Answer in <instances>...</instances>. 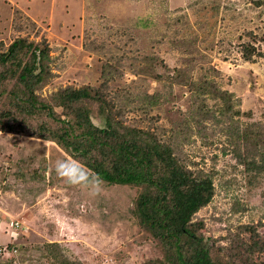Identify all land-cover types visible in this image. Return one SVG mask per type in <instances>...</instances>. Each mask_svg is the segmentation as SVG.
Wrapping results in <instances>:
<instances>
[{
  "label": "rangeland",
  "instance_id": "rangeland-1",
  "mask_svg": "<svg viewBox=\"0 0 264 264\" xmlns=\"http://www.w3.org/2000/svg\"><path fill=\"white\" fill-rule=\"evenodd\" d=\"M256 1L264 0H0V44L7 46L18 33L47 42L52 75L39 90L43 97L54 96L59 88L90 86L108 93L107 99L115 94L131 97L129 108L144 93L158 90L161 109L147 114H159L154 124H168L166 119L177 121L189 109V93L170 77L164 88L145 70L154 65L152 72L165 80L175 74L173 68L183 65L184 49L174 50L166 39L174 32V38L190 32L196 63H213L219 87L234 95L236 109L250 114L232 123L259 122L264 128V3ZM153 7L157 26H138L136 19L152 15ZM11 8L21 11L22 21L35 22L38 33L14 26ZM178 9L182 22L172 28L166 12L176 16ZM244 42L261 55L244 59ZM108 57L112 61L102 76ZM135 71L142 74L135 76ZM127 88L134 89L131 95ZM6 101L5 107L13 111L11 98ZM89 105L93 122L102 125L97 108ZM55 111L61 114L62 107ZM206 124L207 138L193 126L189 145L174 147L194 175L208 174L213 181L212 199L195 215L203 222L198 234L211 247L210 256L222 264L263 263L264 171L246 172L237 164L224 147L226 123ZM136 195L132 187L97 184L79 158L51 141L0 131V264L13 258L4 253L7 246L18 248L14 264H54L59 255L75 264H147L161 258L159 240L134 209ZM12 222L18 226H10ZM254 242L256 250L248 255L247 247Z\"/></svg>",
  "mask_w": 264,
  "mask_h": 264
},
{
  "label": "trees",
  "instance_id": "trees-1",
  "mask_svg": "<svg viewBox=\"0 0 264 264\" xmlns=\"http://www.w3.org/2000/svg\"><path fill=\"white\" fill-rule=\"evenodd\" d=\"M255 3L263 4L264 1ZM181 10L171 11L177 13L176 16L170 11L166 12L170 16L172 28L182 22L183 15L179 14ZM156 12L153 7L152 15L136 19L137 25L156 27ZM13 14L14 26H22L24 29H31L30 32L38 33L35 22L22 21V13L18 8H13L12 16ZM18 34L7 46L0 44L3 47L0 48V131L51 141L71 156L79 158L81 166L97 180L107 185L135 188L136 214L150 230L152 237L159 240L163 250L161 258L151 259L147 264H222L210 256L211 247L198 234L203 222L195 220L196 213L213 197L212 178L208 174L197 172L194 175L187 162L183 163L185 160L174 154V147L189 145L193 126L197 127L199 134L205 136L206 126L210 125L208 122L206 124L207 120H211L213 124L226 123L224 132L228 135L224 147L234 155L237 164L242 165L246 172L255 171L257 174L264 171V128L259 122L239 120L237 124L232 123L239 115L250 114L236 109L238 107L235 105L237 100L234 95L219 87L214 79L213 74L217 70L213 63H196L198 59L193 55H197V49L191 33L184 31L181 32L183 36L180 34L174 38V32V37L166 39L170 42V47L174 46V50L180 47L184 49L183 65L173 68L175 74L169 73L165 80L164 76L152 72L154 65H148L149 69L145 70V75H154L153 79L163 84L164 88L170 77L172 84L176 81L177 85L189 93V109L177 121L174 118L166 119L168 124H154L153 121L160 119L159 114H153L152 117L147 114L152 109L155 112L161 109L159 99L163 96L158 90L152 94L144 93L139 98L138 105L132 106L133 103L129 108L131 97L115 94L107 99L108 93L101 94L90 86L59 88L53 93L54 96H41L39 90L52 75L49 45ZM185 42L189 44L179 45ZM159 43L161 41H157L158 45ZM250 43L244 42L240 46L242 57L246 60L261 55ZM107 59L102 76L112 61L111 57ZM122 60L123 58L118 59L117 64L120 65ZM130 62L134 64L133 61ZM141 74L139 71L134 72L135 76ZM176 74L180 78L174 80ZM5 83H8L7 87L4 86ZM133 90L127 88L126 94L131 95ZM10 98L13 111L5 107L8 103L6 99ZM210 100L214 103L210 104ZM89 102L97 108L102 125L93 122ZM56 106L62 107L61 114L55 111ZM130 108L136 109L127 111ZM119 115L121 118H117ZM129 115L131 117L127 120ZM133 115L136 118L131 121ZM32 128L34 132L31 131ZM201 139L203 140L202 137ZM256 153L260 156L259 159L256 158ZM239 171L244 173L240 169ZM239 245L242 248L243 243ZM256 245L257 242H254L247 247L248 255L256 250ZM3 249L5 254L13 258L18 251L15 246ZM13 258L5 259L1 264H14ZM53 263L75 264L74 261L63 259L61 255Z\"/></svg>",
  "mask_w": 264,
  "mask_h": 264
},
{
  "label": "built area",
  "instance_id": "built-area-1",
  "mask_svg": "<svg viewBox=\"0 0 264 264\" xmlns=\"http://www.w3.org/2000/svg\"><path fill=\"white\" fill-rule=\"evenodd\" d=\"M14 224V227H17L18 226V223H16V222H12V223H10V226H12Z\"/></svg>",
  "mask_w": 264,
  "mask_h": 264
},
{
  "label": "clouds",
  "instance_id": "clouds-1",
  "mask_svg": "<svg viewBox=\"0 0 264 264\" xmlns=\"http://www.w3.org/2000/svg\"><path fill=\"white\" fill-rule=\"evenodd\" d=\"M100 183V181L99 180H97V184H99Z\"/></svg>",
  "mask_w": 264,
  "mask_h": 264
}]
</instances>
